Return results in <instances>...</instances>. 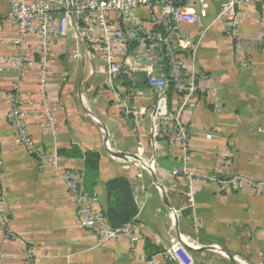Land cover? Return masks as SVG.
Here are the masks:
<instances>
[{
	"label": "crops",
	"instance_id": "0c3cea01",
	"mask_svg": "<svg viewBox=\"0 0 264 264\" xmlns=\"http://www.w3.org/2000/svg\"><path fill=\"white\" fill-rule=\"evenodd\" d=\"M225 1L208 0L201 24L183 28L199 43L195 60L188 58L199 92L197 105L183 115L186 143L165 121L181 96L170 88L161 97L149 85L158 66L144 54L146 44L132 39L118 51L137 78L115 82L124 88L121 103L108 88L104 44L85 45L78 26V40L71 32L58 38L44 59L36 37L18 44L12 1L0 0V264H26L28 254L31 264H264V186L228 190L215 179L223 169L264 183V46L256 44L264 2L246 14L233 43L215 21ZM146 12L140 7L125 20L110 14L125 33L162 32ZM11 94L21 96L38 151L18 141ZM125 105L146 111L140 126ZM48 114L55 122L46 129ZM87 152L100 154L95 184L87 189L99 209L107 181L124 177L132 184L140 235L134 244L125 236L103 242L85 229L63 176L49 163L84 174Z\"/></svg>",
	"mask_w": 264,
	"mask_h": 264
},
{
	"label": "built area",
	"instance_id": "2783aa9c",
	"mask_svg": "<svg viewBox=\"0 0 264 264\" xmlns=\"http://www.w3.org/2000/svg\"><path fill=\"white\" fill-rule=\"evenodd\" d=\"M11 1L12 9L9 13V19L19 35L18 44H22L27 37H36L38 41H41V45L37 50L43 52L44 59L48 58L50 47L58 38L71 32L73 37L78 40L79 33L76 31L78 26H82L81 35L85 45L97 47L99 43L104 44L103 58L107 70L108 88L115 94L116 100L121 103H124L122 98L124 88L122 86L117 87L115 82L131 79L132 83H136L137 78L119 60L118 51L123 44L132 39L140 41L142 45L146 44L148 48H143L144 54L158 66L157 69L149 72L148 83L161 97L170 88H173L181 96L173 113L165 121L169 122V125L180 136V139L189 143L190 135L183 121V115L188 109L197 105L199 86L196 83L198 76L195 72L189 70L188 58L195 60L194 57L197 55L199 43L196 44L188 39L183 32V28L186 25L201 24L206 13L202 10L198 13L192 10V7L195 8L199 5L203 9V6H207L206 0ZM257 1L264 2V0H227L221 5L215 21L222 25L224 35L231 42L234 43L238 39L242 25L247 22L246 14L255 6ZM144 6L147 10L146 13L152 19L150 23L163 28L164 32L151 28L145 30L141 35L136 29L129 28L128 33H125L110 14L112 12L118 13L125 20L132 17L134 10ZM257 22L261 23L264 29V16ZM102 30L105 32L103 36H101ZM111 33L113 34L111 35ZM256 44L264 46V30L262 37L257 39ZM20 63L22 68L26 67L23 57ZM9 100L12 105L10 117L17 129L18 141L32 151H38L34 139L23 121V114L20 110L23 102L21 96L11 94ZM125 107L134 116L135 123L140 126V120L146 111L128 109L126 105ZM46 117L47 121L43 126L46 129L53 127L55 121L51 115L48 114ZM224 162H227L226 158H224ZM49 163L53 166L57 162L49 160ZM61 174L68 194L77 207L80 223L85 229L94 231L103 242L125 236L134 244L140 239L135 221L119 228H112L108 224L102 210L96 205L98 198L85 189V176L82 172L67 169L61 171ZM220 175L224 177L220 178ZM218 176L215 179H221L218 182L227 187L228 190L231 188L238 190L245 184L256 188L264 186V183L250 181L242 175L227 176L223 169H219ZM4 212V204L0 203L1 220H3ZM32 256V254H28L26 264H31ZM171 257L175 259L174 255Z\"/></svg>",
	"mask_w": 264,
	"mask_h": 264
},
{
	"label": "trees",
	"instance_id": "16d2710c",
	"mask_svg": "<svg viewBox=\"0 0 264 264\" xmlns=\"http://www.w3.org/2000/svg\"><path fill=\"white\" fill-rule=\"evenodd\" d=\"M157 29L164 32L163 28L158 27ZM99 162V153L87 152L85 154L84 175L86 190L91 184H95ZM102 212L112 228H119L135 221L139 208L133 198L132 184L127 178L116 177L106 182Z\"/></svg>",
	"mask_w": 264,
	"mask_h": 264
},
{
	"label": "water",
	"instance_id": "95a60500",
	"mask_svg": "<svg viewBox=\"0 0 264 264\" xmlns=\"http://www.w3.org/2000/svg\"><path fill=\"white\" fill-rule=\"evenodd\" d=\"M106 141H107V144L109 146V150L111 152V155L114 159H119L121 157V155L113 148V146L111 145V143L109 142L108 140V137H106ZM154 174V173H153ZM165 198V196H163Z\"/></svg>",
	"mask_w": 264,
	"mask_h": 264
},
{
	"label": "rangeland",
	"instance_id": "374dc122",
	"mask_svg": "<svg viewBox=\"0 0 264 264\" xmlns=\"http://www.w3.org/2000/svg\"><path fill=\"white\" fill-rule=\"evenodd\" d=\"M207 1H208V0H206L205 2H207ZM223 3H224V2H223ZM223 3H222V4H223ZM200 6H201V4H200ZM220 7H221V6H220ZM220 9H221V8L218 9L217 13L220 11ZM201 10L204 11V12L206 13V12L208 11V8L205 7V6H203V9L201 8ZM217 13H216V15H217ZM206 14H207V13H206ZM216 15H215V16H216ZM256 20H257V19H256ZM256 22H257V21H256ZM257 23H258V22H257ZM50 167H51V166H50ZM52 168L55 169L56 171H58L59 173H61V171H62L61 168H58L57 164L53 165ZM61 175H62V174H61Z\"/></svg>",
	"mask_w": 264,
	"mask_h": 264
}]
</instances>
